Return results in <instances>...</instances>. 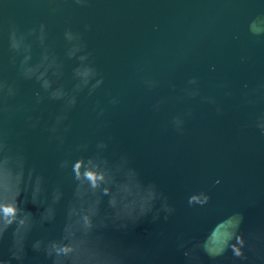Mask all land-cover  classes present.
<instances>
[{
  "label": "water",
  "instance_id": "1",
  "mask_svg": "<svg viewBox=\"0 0 264 264\" xmlns=\"http://www.w3.org/2000/svg\"><path fill=\"white\" fill-rule=\"evenodd\" d=\"M93 153L129 170L77 164L112 206L148 196L136 179L158 194L136 224L94 217L121 264H264V0H0V264L78 251L95 203L66 224L60 165Z\"/></svg>",
  "mask_w": 264,
  "mask_h": 264
},
{
  "label": "clouds",
  "instance_id": "2",
  "mask_svg": "<svg viewBox=\"0 0 264 264\" xmlns=\"http://www.w3.org/2000/svg\"><path fill=\"white\" fill-rule=\"evenodd\" d=\"M51 133L53 134L54 138L55 134L57 133V128L52 127L50 129ZM60 143H63V140H60ZM97 147L100 149L107 150L108 143L105 140L97 141ZM83 161L87 163L88 161L96 162L101 168H107L109 172L117 177L121 176L123 172L129 171L124 169L123 165L125 163V159L123 156L116 157L115 159H111L109 156L105 155L103 157L97 156L95 153L86 155V156H78L71 160H66L61 162V167H70V176L73 181V189H72V200L69 201L68 205L65 208V222L68 223L69 219V211L70 209L79 207L81 205L82 197L87 196L90 201L95 203V211L92 214L89 222V228L84 236V243L80 246L78 251L72 254L63 253L60 250L61 242H54L52 243L51 249L45 247L44 253L46 257H51L52 264H64L65 260L68 261V264H121L120 257L113 254L110 250L111 245L105 241L103 233L100 232L98 234H93L92 229L94 227V217L97 215H103L105 218L111 217L114 221H125L131 220L133 224H136L140 220L148 217L149 213L153 211V201L158 198V194L155 191L154 186L147 185L142 186V184L136 179L140 187L146 190L149 194L147 197L138 200L136 203L132 204L131 206H121V207H114L110 204L109 198L103 191V185L100 187H96L92 185L90 181L87 180L86 177L79 175L77 173V164L78 162ZM103 162V163H101ZM131 171V170H130ZM80 172H83V168L80 169ZM41 177L37 176L35 180V184L33 186V190L30 194L25 192L27 198L30 202L35 205L39 212L42 211L41 205L36 201V192L39 190V185L41 182ZM22 196H18L16 200V208L18 215L19 213L23 212L25 215H32L33 217L36 214L32 213L31 211L26 210L24 207H18V203L22 202ZM105 197L107 199H105ZM54 195V199H55ZM208 197L204 195V199L199 203L203 204L206 202ZM192 201V200H191ZM162 210L165 213H170L172 211L171 208L167 206L166 203L161 204V208L157 211ZM19 215V216H25ZM167 219V216L164 217ZM157 219V215H152V220L155 221ZM12 224L9 223L5 226L4 230L0 232V236L4 234ZM104 228H107V225H102ZM125 227L123 223L116 226V230H121ZM25 241V236L23 239H20L16 232L15 228L12 229V245L9 249L10 256L12 259L19 261L21 259V252L23 248V244ZM237 241L239 245H243L244 241L241 236H237ZM183 247V245H181ZM34 251L40 250V242H34L32 245ZM234 255L237 257H241L243 255L241 247L233 245ZM54 253V254H53ZM183 255L185 257L189 256L188 252H184Z\"/></svg>",
  "mask_w": 264,
  "mask_h": 264
}]
</instances>
